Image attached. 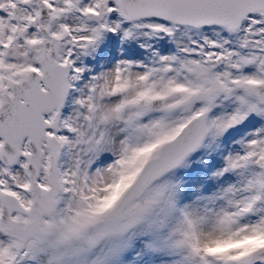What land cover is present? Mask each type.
Segmentation results:
<instances>
[{"label":"snow or ice","instance_id":"1","mask_svg":"<svg viewBox=\"0 0 264 264\" xmlns=\"http://www.w3.org/2000/svg\"><path fill=\"white\" fill-rule=\"evenodd\" d=\"M0 264H264V0H0Z\"/></svg>","mask_w":264,"mask_h":264}]
</instances>
